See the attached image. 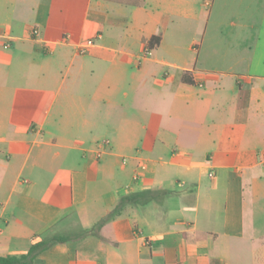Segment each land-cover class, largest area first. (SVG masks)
<instances>
[{
  "label": "crops",
  "instance_id": "1",
  "mask_svg": "<svg viewBox=\"0 0 264 264\" xmlns=\"http://www.w3.org/2000/svg\"><path fill=\"white\" fill-rule=\"evenodd\" d=\"M146 189L33 264H264V0H0V256Z\"/></svg>",
  "mask_w": 264,
  "mask_h": 264
},
{
  "label": "trees",
  "instance_id": "2",
  "mask_svg": "<svg viewBox=\"0 0 264 264\" xmlns=\"http://www.w3.org/2000/svg\"><path fill=\"white\" fill-rule=\"evenodd\" d=\"M160 37L158 35L152 36L149 40L150 46H155L159 43ZM172 190L164 189H146L139 192H132L120 197L115 207L104 215L93 227L89 229H81L72 233H58L47 238L34 241L28 251L21 255H2L0 256V264H33L35 258L56 243H63L67 241H75L88 235H99L102 225L119 214L122 209L128 205H146L153 200L160 197L170 195Z\"/></svg>",
  "mask_w": 264,
  "mask_h": 264
},
{
  "label": "built area",
  "instance_id": "3",
  "mask_svg": "<svg viewBox=\"0 0 264 264\" xmlns=\"http://www.w3.org/2000/svg\"><path fill=\"white\" fill-rule=\"evenodd\" d=\"M37 31L36 30H33V33H36ZM94 43V39L93 38H89L87 40H85L84 42H82L79 47H78V52L80 54H84L87 52V50L89 49V47L92 46V44ZM5 47H9V43L6 42ZM151 54V49L149 47H146L145 48V51H144V54L143 56L146 57V56H149ZM104 144H108V141L107 140H104L103 141ZM100 154V152H98ZM146 168V165L142 162H140L138 165H137V169H136V172H135V175H134V179H137L139 174L145 170Z\"/></svg>",
  "mask_w": 264,
  "mask_h": 264
},
{
  "label": "rangeland",
  "instance_id": "4",
  "mask_svg": "<svg viewBox=\"0 0 264 264\" xmlns=\"http://www.w3.org/2000/svg\"><path fill=\"white\" fill-rule=\"evenodd\" d=\"M186 37H189V36H186Z\"/></svg>",
  "mask_w": 264,
  "mask_h": 264
}]
</instances>
